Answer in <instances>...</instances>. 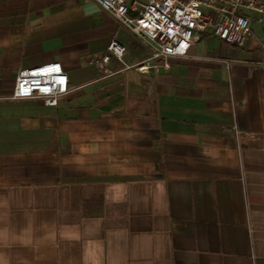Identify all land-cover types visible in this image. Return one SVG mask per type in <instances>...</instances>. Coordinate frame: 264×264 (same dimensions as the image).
<instances>
[{
	"label": "crops",
	"instance_id": "obj_1",
	"mask_svg": "<svg viewBox=\"0 0 264 264\" xmlns=\"http://www.w3.org/2000/svg\"><path fill=\"white\" fill-rule=\"evenodd\" d=\"M256 18L243 47L201 35L164 59L94 0H0V264H264ZM112 40L130 69L103 78ZM51 62L56 107L13 99Z\"/></svg>",
	"mask_w": 264,
	"mask_h": 264
},
{
	"label": "built area",
	"instance_id": "obj_2",
	"mask_svg": "<svg viewBox=\"0 0 264 264\" xmlns=\"http://www.w3.org/2000/svg\"><path fill=\"white\" fill-rule=\"evenodd\" d=\"M127 30L148 41L154 57L186 56L201 35L243 47L253 36V16L264 26V0H94ZM125 46L112 40L107 53L89 61L103 78L130 69L124 62ZM113 59L123 68H114ZM165 67L169 66L165 64ZM147 65L138 71L147 72ZM69 76L60 62L46 63L21 71L16 78L13 99H40L56 107L70 93Z\"/></svg>",
	"mask_w": 264,
	"mask_h": 264
},
{
	"label": "rangeland",
	"instance_id": "obj_3",
	"mask_svg": "<svg viewBox=\"0 0 264 264\" xmlns=\"http://www.w3.org/2000/svg\"><path fill=\"white\" fill-rule=\"evenodd\" d=\"M250 16H254L253 13H249Z\"/></svg>",
	"mask_w": 264,
	"mask_h": 264
}]
</instances>
